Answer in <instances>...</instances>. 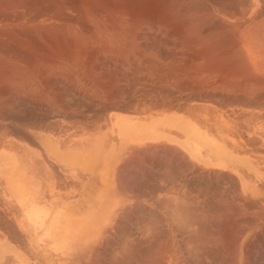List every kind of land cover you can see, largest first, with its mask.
I'll list each match as a JSON object with an SVG mask.
<instances>
[{
    "label": "bare ground",
    "instance_id": "1",
    "mask_svg": "<svg viewBox=\"0 0 264 264\" xmlns=\"http://www.w3.org/2000/svg\"><path fill=\"white\" fill-rule=\"evenodd\" d=\"M236 5L238 6L237 8L234 7ZM112 26L114 27V29L117 32L115 31V33L111 35L109 31H110V28ZM142 27L147 28V29L143 28L144 31L145 30H149V31L158 30L159 31L161 29H163V32L166 30L171 31V32H169V36L172 33V41L174 42L171 44L176 49L180 50L179 63H182L184 60H187V61H189V63L192 64V71L186 72L187 77L190 78L188 85L186 84L187 88L189 87L190 90L191 89H199L201 92H203L204 99L206 98L205 100H208L210 102L212 100H214V101L218 100L219 102H221V101L226 102L231 107L230 112H233V113L234 112H249V113H251V112H253V113L254 112H264V0H0V104L3 105L1 100L6 101V99H9L11 96L12 91L8 87L9 85L20 86V87L24 88V90L30 94L38 91L40 93V98L42 99V101L52 99L54 97V95L57 97L58 91L56 92V90L54 89L56 87V86L54 87V83L59 82L58 79H61L63 81L64 77L60 76L62 78H59V76H58L59 74L58 75L56 74L54 78L53 77L48 78V79H46V81L43 82L42 80L40 81V75H42L44 71H47L49 69L57 70V71L60 70L61 69L59 66L60 63H66L67 65H69L70 68L74 69L75 70V76L74 77L79 78V79H84L86 77L89 78L90 73L87 74L82 70V68H80V63H82L83 60L80 59L82 54L80 53L79 50H81V49H79V48H86V47L91 46V42H92L91 36H93V35H94V38L96 37V43H100V45H103V48H104V49H102L103 52L108 51L109 53H111L113 55V56L112 55L111 56L115 57L116 61H117V59H119V61L116 62L117 64H118V62H120L121 64H119V65L125 67V69L130 70V71L134 70V72L137 73L136 75L140 76V74H138V73L146 72L148 74V76H150V78H152V80L153 79L159 80V78L161 76H165V77L168 75L170 76L171 74H169V72H170L169 70L174 71V73H179L180 71L182 72V65L183 64L180 65V67H179V65L174 67L169 63V59L168 60L166 59L167 57H169L168 54H170V52H168V54L165 53L167 55L164 54L165 58H163L161 56V55H163V53L160 55V57H162V58H160V57L157 58V57L152 56L148 53H145L144 52L145 49H143L142 45H141V47L144 51H142L140 49V41H141L140 37L141 36L139 37L137 35V31L140 30ZM143 29H142V31H143ZM111 30L113 31V29H111ZM88 34H89V36H88ZM90 34H93V35L90 36ZM138 34H141V33H138ZM144 34H147V31ZM147 36H149V35H147ZM151 36H150V38H152ZM166 37L169 38L168 34L166 35ZM157 38L158 37L156 35V37L154 39H157ZM164 39H166V38H164ZM165 42L168 44V40ZM143 43L145 46V42H143ZM157 43H159L158 40H157ZM141 44H142V42H141ZM171 44H169V45H171ZM152 45L156 46L154 44H152ZM157 45L159 47H161V45H159V44H157ZM149 47L150 46H148L147 49ZM152 49L153 48H151V51H152ZM159 50H158V52H160ZM162 50H164V49H162ZM162 52H164V51H162ZM90 53L92 55L95 52L92 50V51H90ZM98 53H102V52H98ZM158 55H159V53H158ZM158 55H156V56H158ZM99 56H101V55H99ZM92 57H93V60H96V59L98 60V58L103 59V58L98 57L97 54H95L94 56L92 55ZM112 57H110L111 59L110 58H108V59H110V61H114V59ZM105 58H106V56H105ZM173 59H175V57ZM101 61H103V60H101ZM107 61L108 60H106V62ZM134 62H136L137 64L136 63L134 64ZM112 63H111V65H112ZM92 64L95 65V63H92ZM100 64H99V66H100ZM103 65H104V63H103ZM111 65H108V66H111ZM116 66H113V69ZM120 66H118V67H120ZM93 68H95V66ZM95 69H97V68H95ZM103 69L105 71L107 68L106 69L103 68ZM108 69H110V68H108ZM122 69H124V68H122ZM186 69H188V68H186ZM92 70L94 71V69H92ZM110 70H107L108 73H110ZM69 71H70V69H69ZM87 71H89V70L87 69ZM98 71H100L99 68H98ZM115 71L113 70V72H115ZM122 71L123 70H120V73ZM111 72H112V70H111ZM100 73H102V72H100ZM117 73H118V71H117ZM122 73H125V72H122ZM93 74H95V72H93ZM98 74H97V76H99ZM103 74H105V72ZM133 74L135 75V73H133ZM126 75H128L127 77L130 79L129 74L126 73ZM90 76H91V74H90ZM111 76H113V75H111ZM119 76H120V74H119ZM139 76H137V77H139ZM169 76H168V79H169ZM102 77H104V78H102L103 80L109 81L105 78L107 76H102ZM123 77H124V74H123ZM127 77L126 76L124 77L125 80L128 79ZM132 77L133 76H131V78ZM134 77H136V76H134ZM171 77H172V75H171ZM94 78L95 77H93L91 79H94ZM99 78L100 77H98L97 79L95 78V79L97 81H99L98 80ZM116 78H117V76H116ZM117 80H118V78H117ZM134 80H136V82H137V79L134 78ZM149 80L150 79H148V81ZM94 81L95 80H93V83H94ZM102 81L97 82V84L96 85L94 84V87H92V90L93 91L95 90L94 93L96 94V96L104 94L108 90V88L110 89V87H111V84L109 83L110 81L109 82H106V81L102 82ZM132 81H133V79L131 80V82ZM140 81H141V79H140ZM160 81H161V79H160ZM183 81H185V80H183ZM183 81H179V82L181 84H183L184 83ZM157 82H156V84H157ZM133 83H134V81L132 82V84ZM56 84H58V83H56ZM60 84H61V82H60ZM60 84H59V86H60ZM66 84H67V82H66ZM138 84H140V83H138ZM119 85H121V84L119 83ZM124 85L125 84H123V87H124ZM44 86H45V89H43ZM66 86H63V87L66 88ZM70 86H72V84ZM86 86H88V85H86ZM113 86H115V85H113ZM116 87L117 86H115V88ZM126 87H125L126 89L129 88L128 85ZM135 87H136V85H135ZM141 87H143V86H141ZM57 88H58V85H57ZM65 88H63V90H65ZM73 88L74 87L72 86V89ZM120 88H121V90H123L122 87H120ZM136 88H138V87H136ZM152 88H154V87H152ZM15 89H18V88H15ZM60 89H62V88H60ZM129 89H128V92H130ZM143 89L146 90L147 88H142V90ZM157 89L159 90V88H157ZM111 90L112 89H110V92H111ZM113 90H115V89H113ZM137 90L139 91V89H137ZM149 90H151V89L149 88ZM160 90H164L165 92H167L168 89L166 88V89H160ZM60 91H62V90H60ZM65 91H62V92H65ZM62 92H58L59 95ZM69 92H70V90H69ZM71 92H74V91H71ZM132 92H134V90H132ZM150 92H152V91H150ZM135 93H136V90H135ZM154 93H156V92L154 91ZM160 93H158V94H160ZM177 93L179 94V92H177ZM67 94H68V92H67ZM77 94H79V93L76 92L75 96H78ZM80 94H83V91H81ZM108 94H110V93H108V91H107L106 95L109 96ZM125 94H127V92H125ZM125 94H122V95H125ZM131 94H133V93H131ZM140 94H141V92H140ZM151 94H153V93H151ZM111 95H113L112 92H111ZM154 95H156V94H153V96ZM164 95H166V94H164ZM173 95H174V93H173ZM80 96H78V97L80 98ZM120 96H119V98H121ZM158 96H161V95H158ZM182 96H181V98H183ZM11 97H13V96H11ZM62 97H63V94H62ZM111 97L112 96H110L109 99H111ZM166 97L167 96H165V98ZM178 97H177V99H178ZM191 97H192V95H191ZM40 98L38 100H40ZM116 98L118 99V97H116ZM125 98H127V97H125ZM131 98H129V99H131ZM198 98H202V97L200 96ZM11 99H13V98H11ZM11 99H10V101H11ZM30 99H31V97H30ZM57 99H59V96ZM87 99H86V101H87ZM107 99H104V100L107 101ZM114 99H112L111 101H113ZM133 99L135 101V97ZM146 99H144V100H146ZM171 99H172V97H171ZM91 100H89V101H91ZM121 100H123V99L121 98ZM152 100H153V98H152ZM167 100H169V94H168ZM62 101H63V99H62ZM116 101L117 100H114L115 103L118 102V101L117 102ZM147 101H149V100L147 99ZM185 101H187V100H185ZM189 101H190V99H189ZM191 101H192V99H191ZM58 102H61V101L57 100L56 103H58ZM96 102L98 103L99 101L96 100ZM96 102L93 104H96ZM101 102H103V101L101 100ZM136 102H137V100H136ZM156 102H157V99H156ZM156 102H154V103H156ZM165 102H166V100L164 99V103ZM62 103L63 102H61V104ZM91 103H92V101H91ZM108 103H109V100L107 101V104ZM150 103H151V101H150ZM154 103H152V104H154ZM159 103H157V104H159ZM161 103H163V102H161ZM164 103H163V105H164ZM166 103H168V102H166ZM188 103L189 102H187L186 105L185 104L184 105L188 106ZM6 104H7V101H6ZM40 104H41V102L39 103V105ZM93 104H91V107H93L92 106ZM107 104H106V106H107ZM111 104H113V102ZM120 104H123V103H120ZM138 104H140V103L137 102V104L135 106H137ZM42 105H43V103H42ZM83 105H85V104H83ZM117 105H118V103H117ZM128 105H130V104H128ZM150 105H146V106H149L150 109H153L150 107ZM212 105H213V107L211 105H198L197 107H195V106H192V107H195L193 109H194V111H197V112H208V113H209V111L221 112V110L219 109L221 107L217 108V106H220L219 104L218 105L216 104L217 106H215L212 103ZM58 106H61V105H58ZM159 106H162V104H160ZM171 106H172V108L171 107L166 108L165 111H163V113L150 115L149 117H145L142 119L138 118L137 122H136V123H138L137 126H134L133 124H131L130 120H133L131 117L122 116L123 121H121L122 125H121V128H119L120 130L118 132L122 141L126 142V143L137 142L138 145H142L143 143H145L149 140L150 141L156 140L157 138H159L161 136V132L159 131V128L157 127L156 120L161 119V120H163L164 124L167 127L177 129L183 134V137H184L183 138V144L185 145L190 158L202 163L204 166L216 165L218 167L224 168V165H230L234 169L233 171L238 172V169L240 168L239 166L244 165V164L250 165V164L254 163L253 159H262L263 158L262 156H257V157L251 156V155L249 156V154H247L246 152L245 153H242V152L239 153V151L238 152L235 151L234 148L231 147L229 145V143L222 136L213 134L208 129H206L204 127H199V125L195 121L190 119L189 117H186V116L181 115V114L177 115V114L167 113V112L176 113V112H180V111L182 112V110H184L182 108L180 111H178V110H175L173 108L175 105L174 106L171 105ZM214 106L216 108H214ZM3 107H5V106H3ZM97 107L100 108V105H98ZM192 107H187V108H189V110H190V108H192ZM63 108H65V107H63ZM84 108H86V107H84ZM84 108L81 110H84ZM99 108H98V110H101ZM110 108L111 107H109L108 109H110ZM112 108H113V105H112ZM137 108H138V106H137ZM141 108H142V106L139 109H141ZM180 108H181V106H180ZM65 109H63V110H65ZM6 110H8V109H6ZM56 110H57V108H56ZM63 110L61 108V112ZM95 110H96V108L94 109V111ZM117 110H119V109H116V111ZM146 110H148V109H146ZM156 110H152V111L154 112ZM185 110L183 111V113L185 112ZM72 111H73V109H72ZM90 111H92V110H90ZM109 111H111V110H109ZM226 111H229V110L226 109ZM56 112H58V110ZM104 112H106V111H104ZM133 112H135V111H133ZM263 114L260 116H263ZM208 115H210V114H208ZM47 116H48V114H47ZM256 116H259V115H256ZM120 117H121V115H119V114L114 115V117L112 119V123H111L112 128H117V130H118V127H119L118 126V120ZM231 117H232V115H231ZM241 120H242V118H241ZM255 120H253V121H255ZM261 121H262V118H261ZM96 123H97V121H96ZM107 124H108V122H107ZM83 125H85V124H83ZM104 125H106V124H104ZM96 127H95V129H96ZM239 129H241V128H239ZM247 130H249V129H247ZM102 131H104V130H102ZM219 131H220V129H219ZM231 132H232V130H231ZM237 133H239V132H237ZM79 134H81V132H79ZM79 134H78V136H79ZM94 135H95V133H94ZM241 135H242V133H241ZM251 136H253V135H251ZM254 136H257V135H255V133H254ZM85 138L86 137H82L81 140H84ZM251 140H253V138ZM262 142H264V139L262 140ZM34 144H33V146H34ZM119 149L121 150V148H119ZM133 150H136V149H133ZM133 150H132V152H133ZM125 151H127V149ZM258 151H259V149H258ZM127 152H129V151H127ZM127 152H126V154H127ZM141 156H143V154H141ZM63 158H65L69 163L72 162L76 167L80 168L81 170L86 168L87 163L89 161H92V156L89 155L88 152L82 148L75 149L72 152L64 154ZM95 158H97V157H95ZM132 159H134V157ZM96 160L98 161V159H96ZM135 160H137V159H135ZM91 164L93 165V162ZM96 164H97V162H96ZM102 164H103V162H102ZM102 164H101V166H102ZM237 167H239V168H237ZM91 170H93V168ZM104 191H106V190H104ZM104 197H106V196H104ZM81 219H82V213H79V218L77 219V222L79 225L85 227L84 229L80 228V230L82 232H84V234L86 232V234L89 236L90 232L93 228L88 226V224L92 226V222H89L88 224L87 223L82 224ZM83 241L84 240L82 239L81 242H83ZM155 250H157V249H155Z\"/></svg>",
    "mask_w": 264,
    "mask_h": 264
},
{
    "label": "crops",
    "instance_id": "2",
    "mask_svg": "<svg viewBox=\"0 0 264 264\" xmlns=\"http://www.w3.org/2000/svg\"><path fill=\"white\" fill-rule=\"evenodd\" d=\"M109 110L94 111L81 121L75 120L74 112H62L58 120L67 124L65 129L52 124L47 117L37 116L21 119L18 125H9V141L0 143V264L71 261L76 249L89 244L81 242L87 234L80 230L85 227L77 222L78 212L82 213V224L92 222V226H88L98 233L94 243H100L108 229L122 226L124 204L129 202L133 213L142 196H146L148 202L144 227L201 229L207 227L210 220L216 223V228H226L225 233L216 234L214 241V244L227 246L226 255L216 257L215 264H264L263 171L254 163L251 165L258 170L255 173L249 170L250 166L240 167L238 174L213 165L204 166L190 158L183 144V134L167 127L161 119L156 120L161 132L156 140L142 145L123 142L118 133L122 116L131 117V124L137 126L138 118L155 114L141 116ZM167 113L188 117L182 112ZM117 114L121 115L118 130L111 125ZM193 121L202 127L198 121ZM78 134L86 138L81 140ZM80 148L92 156V161L82 170L63 158L64 154ZM164 155L175 160L174 172L163 170L160 164L155 168V163H150L159 161ZM145 165L151 173L147 178L142 172ZM187 165L192 169L190 173L184 171ZM203 169L218 171L220 173L214 176L217 181H232L237 186L236 189H213L214 195L226 199L213 201L210 210L191 200L202 196L198 184L202 178L199 170ZM145 188L146 193L143 192ZM59 241L65 246L63 253L57 250ZM235 246H240L241 251H236Z\"/></svg>",
    "mask_w": 264,
    "mask_h": 264
},
{
    "label": "rangeland",
    "instance_id": "3",
    "mask_svg": "<svg viewBox=\"0 0 264 264\" xmlns=\"http://www.w3.org/2000/svg\"><path fill=\"white\" fill-rule=\"evenodd\" d=\"M234 7L237 8L238 6L236 5ZM143 28L147 29L146 27H142L140 30L137 31V35L139 37L141 36L140 37L141 38L140 49L142 51H144L143 49H145V51H144L145 53H148V54L155 56L157 58L160 57V55L162 53L164 55L165 53L168 54V52H170V54H168L169 57H167L166 59L167 60L169 59V63L174 67H176L178 65L180 67V65L183 64L184 66L182 65V72L180 71L179 73H174V71L169 70L170 71L169 74H171L172 77H171V75L170 76L168 75L169 76V79H168V76H166L167 78L165 76H161L159 78V80L158 79L152 80V78H150V76H148V74L146 72L138 73V74H140V76L136 75L137 73L134 72V70L131 69L132 71H130V70L125 69V67L119 65V64H121L120 62H118V64H117L116 62L119 61V59H117V61H116L115 57H112L113 55L111 53H109L108 51L103 52L102 51V49H104L103 45H100V43H96V37L94 38V35L90 34V36L93 35V36H91L92 37L91 46L86 47L87 49L86 48H79V49H81L79 51L82 54L80 59L83 60V62L80 63V68H82V70L85 73L91 74V76L89 74L90 79L88 77H86L84 79H79V78L74 77L75 76V70L70 68L69 65H67L66 63H60L59 64V66L61 68L60 70L57 71V70L49 69L50 71L49 70L44 71L43 74L40 75V81L42 80L44 82V81H46V79L52 78V77L54 78L56 74L57 75L59 74L58 75L59 78H62L60 76H63L64 79H63V81L61 79H58L59 82L54 83V87L56 86L54 89L56 90V92L57 91L62 92V91H65L66 89L67 90L65 92H62L60 95L57 92V94H58V95L56 94L57 97L54 95V97H53L54 99L52 98L49 100H43L44 102L40 98V93L38 91L30 94V93L26 92L24 90V88H22L20 86H17V85L16 86L15 85H9L8 86L12 91L11 96H13V97L10 96L9 99H6L7 104H6V101L1 100L3 105L0 104V107H1L0 112L2 111L0 113V143H3L4 141H9L8 135L10 133L9 132V129H10L9 125L10 124L16 123L18 125L21 119L22 120L29 119V118H32L33 116H37L39 118H42V117L46 118L47 117L48 119H50V121L52 120L51 121L52 124H55V125L58 124L57 126H59L61 128H64V127L66 128L67 124L62 123L60 120H58L60 118V115H62V112H64L65 110H66L65 112H74L75 111L73 113L75 116V120L81 121V119H83V117L85 115H88V114L94 112L95 108L97 110V111L95 110L96 112H104V111L109 110L108 109L109 107L112 108V105H113V108L115 110L116 109H119V110L123 109L125 112H130V113L138 114L141 116L142 115L145 116V115H149V114L163 113V111H165L166 108H170V107L172 108L171 105H173V106L175 105L173 108L175 110L180 111L182 108L185 110L187 107H192V106L197 107L198 105H211L213 107V105H212V103H213L215 106H217L218 104L220 105V106H217V108L221 107V108H219L221 110V112H218V111H209V113L208 112H197V111H194V109H193L195 107H192V108H190V110H189V108H187L185 110L184 114H186L191 119L198 121L202 127L208 129L211 133L222 136L229 143V145L234 148L235 151H237V152L239 151V153L240 152H242V153L246 152L247 154H249V156L250 155L256 156V157L262 156L263 157L262 159H253V160H254V164L257 166V168L260 171L264 172V148H263L264 142H262V140L264 139V121H263L264 120V117H263L264 112H254V113L253 112H251V113H249V112H234L233 113V112H230L231 107L226 102H223V101L219 102L218 100H215V101L212 100L211 101L212 103H211L210 101L205 100L206 98L204 99V94L199 89H191L190 90L189 87L187 88L186 84L188 85L190 78L187 77L186 72L192 71V64L189 63V61H187V60H184L182 63H179L180 50L176 49L171 44V43H174L172 41V33L169 36V32H171V31L166 30L163 32V29L159 30L160 32L158 30H156V31L145 30L144 31ZM111 29H113V31ZM142 29H143V31H142ZM115 31L116 30L112 26L110 28L109 32L112 35L115 33ZM146 31H147V34H144V33H146ZM138 33H141V34H138ZM167 34H168L169 38L166 37ZM147 35H149V36H147ZM156 35L158 38L154 39L156 37ZM88 36H89V34H88ZM150 36L152 38H150ZM164 38H166V39H164ZM157 40L159 43H157ZM164 40L165 41L168 40V44ZM141 42H142V44H141ZM143 42H145L146 47L144 46ZM151 43L156 45V46H153ZM157 44L161 45V47H159ZM169 44H171V45H169ZM141 45L143 46V49H142ZM147 45L150 46L148 49H147V47H148ZM151 48H153L152 51H151ZM162 49H164V50H162ZM92 50L95 52L92 54L93 56L95 54H97L98 57L103 58V59L98 58L99 61L97 59L93 60V57L90 53V51H92ZM158 50L161 53L158 52ZM162 51H164V52H162ZM98 52H102V53H98ZM157 52L159 53V55ZM167 54H165V55H167ZM99 55H101V56H99ZM156 55H158V56H156ZM163 55H161V56L163 58H165V55L164 56ZM171 55L172 56L174 55V56L172 57ZM105 56L107 59L105 58ZM109 56L112 57L114 59V61H110L111 58ZM162 57H160V58H162ZM174 57L176 60L173 59ZM108 58H110V59H108ZM101 60H103V61H101ZM106 60H108V61L106 62ZM92 63H95V65H93ZM103 63L105 66L103 65ZM111 63H112V65H111ZM135 63L136 62H134V64ZM99 64H100V66H99ZM108 65H111V66H108ZM94 66L97 69L93 68ZM113 66H116V67H114V69H113ZM118 66H120V67H118ZM121 67L124 69H122ZM98 68L100 69V71H98ZM103 68H105V69L107 68V69L104 71ZM108 68H110L112 70V72ZM186 68H188V69H186ZM69 69H70V71H69ZM87 69L89 71H87ZM92 69H94V71ZM107 70H110V73H108ZM113 70L114 71L116 70V71L113 72ZM120 70H123L122 72H125V73H122V72L120 73ZM103 71L105 72V74H103L104 73ZM117 71H118V73H117ZM93 72H95V74H93ZM100 72H102V73H100ZM126 73L129 74L130 79L127 77L128 75H126ZM133 73H135V75ZM97 74L99 76H97ZM110 74L113 76H111ZM119 74H120V76H119ZM123 74H124V77L126 76L128 79L125 80V78L123 77ZM102 76H107V77L109 76L110 78L109 77L108 78L105 77V78L107 80H109L110 82L103 80L102 78H104V77H102ZM116 76H117L118 80H117ZM131 76H133V77L136 76L134 78L137 79V82H136V80H134L133 77L131 78ZM137 76H139V77H137ZM93 77H95L96 79L98 77H100L98 79L99 81L103 80L102 82H105V81L109 82L111 84V87H110V89H112L111 92L114 96L111 95L109 88L107 90L108 93H110V94H108L109 96L106 95L107 91L102 95L96 96V94L94 93L95 90L93 91L92 87H94V84L96 85L97 82H99V81H97L95 78L91 79ZM132 79L134 81L133 84H132L133 81L131 82ZM140 79H141V81H140ZM148 79H150L149 80L150 82L148 81ZM160 79H161V81H160ZM93 80H95L96 82L94 81V83H93ZM183 80H185L186 82ZM157 81L158 82L160 81L161 83L160 82L158 83ZM179 81H183L184 83L181 84ZM60 82H61V84H60ZM66 82H67V84H66ZM156 82H157V84H156ZM56 83H58V84H56ZM119 83L121 85H119ZM138 83H140V84H138ZM59 84H60V86H59ZM71 84L75 88V89L73 88L74 90L72 89V86H70ZM123 84H125L124 87H123ZM57 85H58V88H57ZM86 85H88V86H86ZM113 85H115L117 87L115 88V86H113ZM127 85L130 88V89L128 88L130 92H128V89H126ZM135 85L138 88H136ZM63 86H66V88ZM141 86H143V87H141ZM120 87H122L123 90H121ZM152 87H154V88H152ZM15 88H18V89H15ZM60 88H62V89H60ZM63 88H65V90H63ZM142 88H147V89L142 90ZM149 88L151 90H149ZM157 88H159V90ZM166 88L168 89L167 92H165L164 90H160V89H166ZM43 89H45V86ZM59 89L62 91H60ZM113 89H115L116 91ZM137 89H139V91ZM69 90H70V92H69ZM132 90H134V92H132ZM135 90H136V93H135ZM153 90L156 93H154ZM71 91H74V92H71ZM81 91H83V94H80ZM150 91H152V92H150ZM67 92H68V94H67ZM76 92L79 93V94H77L78 96L81 95L82 97L80 96V98H79L78 96H75ZM125 92H127V94H125ZM140 92H141V94H140ZM157 92L158 93L161 92V93L158 94ZM177 92H179V94ZM131 93H133V94H131ZM149 93L150 94L153 93L156 95L153 96V94L150 95ZM173 93H174V95H173ZM62 94H63L64 98L62 97ZM122 94H125V95H122ZM164 94H166V95H164ZM168 94H169V100H167ZM158 95H161V96H158ZM191 95H192V97H191ZM58 96H59V99H57ZM110 96H112L111 99H109ZM115 96L118 97V99ZM119 96L123 100H121V98H119ZM124 96L127 98H125ZM165 96H167V97L165 98ZM181 96L187 101H185L183 98H181ZM200 96L202 98H198ZM30 97H31V99H30ZM38 97L40 98V100H38L39 99ZM86 97L87 98L89 97V98L87 99ZM128 97L129 98L132 97V98L129 99ZM134 97H135V101L133 99ZM171 97H172V99H171ZM177 97H178V99H177ZM11 98H13V99H11ZM146 98L149 101H147ZM152 98H153V100H152ZM163 98L168 103H166V102L164 103ZM10 99H11V101H10ZM56 99L58 101L63 102L62 103L63 105L61 104V102H58L59 104L56 103V101H57ZM62 99H63V101H62ZM86 99H87V101H86ZM104 99H107V101L109 100V103L107 104V101H105ZM112 99L117 100L118 102L117 101L116 102L118 103V105H117V103L114 102V100L111 101ZM144 99H146V100H144ZM156 99H157V102H156ZM189 99H190V101H189ZM191 99H192V101H191ZM89 100H91L92 103ZM96 100L99 102L97 103ZM101 100L103 102H101ZM136 100L138 103H140L137 105L138 108H137V106H135L137 104ZM150 101H151V103H150ZM153 101L156 103H154ZM38 102L39 103L41 102V104L39 105ZM95 102H96V104H93ZM112 102H113V104H111ZM119 102L123 103V104H120ZM161 102H163L164 105ZM187 102H189L188 106H185ZM42 103H43V105H42ZM152 103H154V104H152ZM157 103H159V104H157ZM83 104H85V105H83ZM91 104H93L92 105L93 107H91ZM106 104H107V106H106ZM126 104L127 105L130 104L132 107L130 105L127 106ZM160 104H162V106H159ZM58 105H61V106H58ZM98 105H100V108L97 107ZM146 105H150V107L153 109H150L149 106H146ZM179 105L181 106V108ZM3 106H5V107H3ZM62 106L65 107L66 109L63 108ZM141 106H142V108H141L142 110L139 109ZM215 106H214V108H216ZM60 107L62 108V110L63 109H65V110H63L61 112ZM84 107H86V108H84ZM56 108H58L57 109L58 113L57 112H45L46 110H50V109H54V111H57ZM83 108H84V110H81ZM98 108L101 110H98ZM6 109H8V110H6ZM72 109H73V111H72ZM146 109H148V110H146ZM226 109H228L229 111H226ZM90 110H92V111H90ZM132 110L135 112H133ZM152 110H156V111L153 112ZM184 110H182V113ZM47 114H48V116H47ZM57 114H59V117ZM208 114H210V115H208ZM255 114L259 115V116H256ZM262 114H263V116H260ZM231 115H232V117H231ZM260 117L262 118V121H261ZM241 118H242V120H241ZM253 120H255L257 123ZM218 128L220 129V131ZM239 128H241V129H239ZM247 129H249V130H247ZM231 130L233 133L231 132ZM236 131L239 132L240 134L237 133ZM241 133H242V135H241ZM254 133L257 136H254ZM251 135H253V136H251ZM251 137L253 138V140H251L252 139ZM233 143L234 144L236 143V144L234 145ZM258 149H259V151H258ZM150 163L151 164L155 163L154 164L155 168H156V165L160 164L163 166V170H166L169 172H174L175 160L172 157L170 159H167L164 155V156H162V159H160L159 161H155V162L151 161ZM170 163H172L173 166L170 165ZM246 165L247 164H244V165H241L239 167L248 168V166H250L251 167V168L249 167L250 171H252L254 173L258 171L257 168L255 169L253 166H251V164L247 165V166ZM213 166L218 167L216 165H213ZM239 167H237V168H239ZM218 168L222 171L229 170L233 173L235 172L236 174H238V172L233 171L234 169L230 165H224V168H221V167H218ZM191 170L192 169L187 165V167L185 168L184 171L186 173H190ZM199 171L202 172L201 183L198 184V186L201 187L202 196L197 197V198L192 197L191 200L194 202L195 205L203 206V209H205V210H210V205L213 201H216V200L221 201V200L226 199V197H221V196L218 197V196L214 195L215 192L212 193L213 189H219V191H220L224 188L225 189H227V188L236 189L237 188L235 182L230 181L229 183H225V182L220 181V179H219V181H217L216 180L217 177H214V176L216 173H220L218 171L217 172H210V171H207L205 169L199 170ZM142 172L145 174L144 178H147L146 175L147 176L151 175L148 165L147 166L145 165L142 167ZM144 183H145V185H147V180H145ZM143 192L146 193L147 189L145 188V190ZM218 194H223V193L219 192ZM79 204H80V202H79ZM123 208L125 210L121 214V220H122V222H121L122 226L121 227L116 228V229H108L106 232V237L104 239H101L100 243H98V242L94 243L97 239L98 233H97V230L92 229L90 232V235L89 236L86 235V238H84V241H83L84 243L88 242L89 244L83 248L76 249L74 252V255H73L74 259L71 261H65L63 263L64 264H149V263L150 264H215L216 262H214V260L216 259V257L226 255V250H227L226 245L214 244V241L216 240V234L218 232L222 233V234L225 233L226 228L221 226L218 229V228H216V223H212L210 220H208V222L206 223L207 227L201 228V229H195V228H191V229H152V228L144 227V225L147 224V219H146L147 218V212L146 211L148 209V202H147L146 196L140 197L139 205L135 206V212L132 213L130 211L131 206H130L129 202L126 205L124 204ZM136 210H138L139 212H137ZM79 213H81V212H78V214ZM132 225H138L139 227H133ZM211 225H215V227H212ZM239 247L240 246H235L236 251H241V248L239 250ZM64 248H65V246H63L62 242L59 241V243L57 244V250L60 253H63ZM155 249H157V250H155Z\"/></svg>",
    "mask_w": 264,
    "mask_h": 264
}]
</instances>
